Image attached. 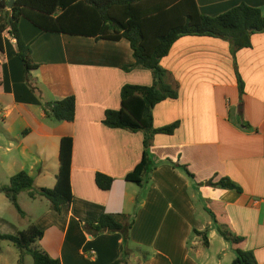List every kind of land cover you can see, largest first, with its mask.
I'll return each instance as SVG.
<instances>
[{
    "label": "crops",
    "instance_id": "0c3cea01",
    "mask_svg": "<svg viewBox=\"0 0 264 264\" xmlns=\"http://www.w3.org/2000/svg\"><path fill=\"white\" fill-rule=\"evenodd\" d=\"M200 12L216 17L247 4L262 10L264 0H196ZM24 41L39 67L34 87L25 80L16 40L4 36L0 51V186L27 172L37 188L53 189L60 170V144L73 139V202L60 212L28 192L19 196L22 216L0 194V233L16 235L35 225L44 232L39 247L59 264H113L127 252V264H232L236 258L214 226L210 207L246 241L264 264V33L252 47L234 57L229 41L184 37L161 66L165 83L178 89V99L153 111L156 129L179 123L173 135L153 138L154 170L142 186L126 180L143 158L144 134L110 129L108 110L121 108L126 85H153L151 71L136 59L130 42L43 33L26 19ZM244 83L240 96L235 65ZM126 66H132L126 71ZM74 96V122H54L44 105ZM173 164L187 166L190 178ZM112 178L109 191L96 185V175ZM229 178L236 191L205 185ZM104 215L134 224L126 244L121 233L92 237L86 224ZM208 230L209 247L196 232ZM0 243V264H33L28 254ZM9 243V242H7ZM12 245V244H11ZM14 247V246H13ZM32 258V257H31Z\"/></svg>",
    "mask_w": 264,
    "mask_h": 264
},
{
    "label": "trees",
    "instance_id": "16d2710c",
    "mask_svg": "<svg viewBox=\"0 0 264 264\" xmlns=\"http://www.w3.org/2000/svg\"><path fill=\"white\" fill-rule=\"evenodd\" d=\"M10 0H0V51L4 49V36L9 34L16 40L18 56L25 69L26 83L33 89L32 71L38 65L32 59V48L27 44L20 31V22L26 19L43 33L93 38L97 41L130 42L134 57L152 72L154 82L151 86L126 85L121 91V108L108 110L103 124L110 129H120L131 133L142 132L143 158L135 170L126 176V180L142 186L155 164L150 149L156 135H173L179 123L156 129L154 127V108L167 100L178 99V89L167 85V71L161 66L175 43L184 37H208L229 41L235 57L239 51L252 47L255 34L264 33V14L261 9L241 4L216 17L200 12L196 0H15L10 8ZM132 66H126L130 71ZM239 81L240 96L244 94V83L235 65ZM76 98L74 96L61 101L46 103V117L54 122H74L76 118ZM74 142L70 137L63 138L60 144V170L53 189L37 188L35 180L27 172L13 176L8 185L0 186L4 194L17 211L23 216L19 196L28 192L31 199L43 197L51 208L60 212L62 206L73 202L71 169ZM182 169L190 178L187 166L173 164ZM113 179L96 175V185L103 191H109ZM213 188L236 191L241 188L229 178L210 180L197 184ZM214 221L219 234L230 243L236 258L232 264H259L255 254L246 249L243 237L234 233L210 208H206ZM134 221L120 222L115 216L104 215L98 222L85 225L86 231L96 237L104 233H121L126 244L130 241V232ZM44 232L35 225L16 235L0 233V243L7 241L22 255L28 254L33 264H59L39 247ZM206 247H209L208 230L196 232ZM1 250V247H0ZM129 253L113 264H127ZM22 256L20 264H23Z\"/></svg>",
    "mask_w": 264,
    "mask_h": 264
},
{
    "label": "rangeland",
    "instance_id": "374dc122",
    "mask_svg": "<svg viewBox=\"0 0 264 264\" xmlns=\"http://www.w3.org/2000/svg\"><path fill=\"white\" fill-rule=\"evenodd\" d=\"M3 244L5 245V246H3V247H4L3 249H4L5 252H6V256H12V253H11V255H10L9 253H7V252H8V247H7V245H10L12 249L14 248V250H16L15 247H13V245H11V243L4 242ZM31 259H32V258L29 257L30 262L32 261Z\"/></svg>",
    "mask_w": 264,
    "mask_h": 264
},
{
    "label": "water",
    "instance_id": "95a60500",
    "mask_svg": "<svg viewBox=\"0 0 264 264\" xmlns=\"http://www.w3.org/2000/svg\"><path fill=\"white\" fill-rule=\"evenodd\" d=\"M14 2H15V0H10V5H9L10 8L13 7Z\"/></svg>",
    "mask_w": 264,
    "mask_h": 264
}]
</instances>
